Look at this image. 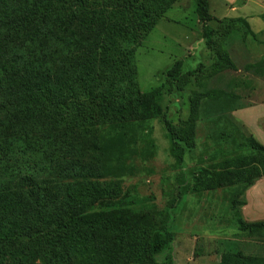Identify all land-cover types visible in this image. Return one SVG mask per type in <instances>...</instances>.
I'll use <instances>...</instances> for the list:
<instances>
[{"label":"trees","instance_id":"16d2710c","mask_svg":"<svg viewBox=\"0 0 264 264\" xmlns=\"http://www.w3.org/2000/svg\"><path fill=\"white\" fill-rule=\"evenodd\" d=\"M179 1L0 0V264H156L167 255L175 202L165 215L153 213L139 207L134 189L121 187L149 156L155 119L178 166L194 150L201 120L217 147L216 163L199 161L202 180L181 175L176 200L192 181L222 190L237 238L264 240V221L247 223L239 212L245 191L264 179V146L231 116L245 108L229 91L240 81L227 82L226 91L194 92L177 124L158 90L137 87L135 52ZM194 2L214 56L206 78L218 79L236 70L225 37L254 35L243 19L212 29L208 0ZM180 68L176 62L167 72L170 89ZM244 249L229 242L218 264H264V245L258 254Z\"/></svg>","mask_w":264,"mask_h":264},{"label":"rangeland","instance_id":"374dc122","mask_svg":"<svg viewBox=\"0 0 264 264\" xmlns=\"http://www.w3.org/2000/svg\"><path fill=\"white\" fill-rule=\"evenodd\" d=\"M208 2L213 19L209 26L212 29L221 32L227 21L243 19L249 23L254 35L244 40L243 32H232L225 37V49L236 67L235 71H226L218 79L206 78L205 70L214 62V56L203 44L201 25L194 12V0H180L135 52L132 72L139 91L145 93L153 89L158 90L162 110L173 124L189 115L190 98L194 92L203 94L204 91L213 89L226 91L224 85L232 79L240 83H237L238 88L229 91L240 94L245 108L254 101L252 88L257 85L254 67L264 62V0ZM176 62H181L180 77L170 89L167 72ZM250 65L253 70L248 68L250 71H246V67ZM247 80L250 85L246 87L252 88H241L239 84ZM231 116L249 135V129L254 124L251 121L253 117L245 113L236 118L234 112ZM244 121L248 124L244 125ZM202 123V120L198 123L194 150L186 155L183 165L178 166L170 152V143L162 119L152 120L149 156L145 159L139 158L137 167H133V174L124 177L122 181L123 190L134 189L136 202L143 201L139 207L144 206L153 213L165 215L168 205L175 202L170 221L175 241L170 252L158 258L156 264H218L219 253L231 241L238 243L242 249L246 247L244 250L247 254H258L259 247L264 245V240L256 242L237 238L238 233L235 231L225 192L222 190L208 191L205 188H197L195 183L198 181H192L189 192L176 200L180 191L181 175L191 177L196 174L199 178V161L202 158L207 159L205 168L216 163L211 162L210 157L217 147L213 141L207 139ZM103 180L108 179L105 177ZM261 185L263 193L257 197L263 198L264 204V187ZM250 190H246L241 198L239 212L247 223L264 221V206L258 200L247 196ZM159 220L160 218L157 219Z\"/></svg>","mask_w":264,"mask_h":264},{"label":"crops","instance_id":"0c3cea01","mask_svg":"<svg viewBox=\"0 0 264 264\" xmlns=\"http://www.w3.org/2000/svg\"><path fill=\"white\" fill-rule=\"evenodd\" d=\"M256 82H255V88L252 87H246L243 86V88L248 89L252 88V97L254 96V101L247 106L243 110H238L234 112V116L236 118H240L242 114L251 115L253 119L251 121L254 122L253 126L249 129L250 135L262 146H264V62L260 70L256 72ZM242 88V86H240ZM240 96V94H237ZM241 97V96H240ZM246 99V98H245ZM239 115V116H238ZM245 119V118H244ZM246 120V119H245ZM247 121H244V125ZM263 180L258 181L254 187L251 188L250 193H248L247 196L251 197L252 200H258L261 205L263 204V198L258 199V195L263 193V190H261V187L264 183ZM256 196V197H255ZM264 196V194H263ZM256 198V199H255ZM247 200V199H246Z\"/></svg>","mask_w":264,"mask_h":264}]
</instances>
